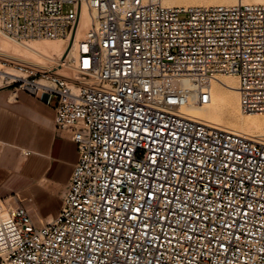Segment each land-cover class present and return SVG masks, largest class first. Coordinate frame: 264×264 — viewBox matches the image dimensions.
<instances>
[{
    "label": "built area",
    "instance_id": "2783aa9c",
    "mask_svg": "<svg viewBox=\"0 0 264 264\" xmlns=\"http://www.w3.org/2000/svg\"><path fill=\"white\" fill-rule=\"evenodd\" d=\"M0 33L72 41L69 72L3 58L0 90L51 105L79 153L56 217L0 213V264H264V144L182 113L219 76L264 113V4L0 0Z\"/></svg>",
    "mask_w": 264,
    "mask_h": 264
},
{
    "label": "crops",
    "instance_id": "0c3cea01",
    "mask_svg": "<svg viewBox=\"0 0 264 264\" xmlns=\"http://www.w3.org/2000/svg\"><path fill=\"white\" fill-rule=\"evenodd\" d=\"M54 108L24 92L0 90V204H24L40 224L56 217L79 153L57 130Z\"/></svg>",
    "mask_w": 264,
    "mask_h": 264
},
{
    "label": "bare ground",
    "instance_id": "6f19581e",
    "mask_svg": "<svg viewBox=\"0 0 264 264\" xmlns=\"http://www.w3.org/2000/svg\"><path fill=\"white\" fill-rule=\"evenodd\" d=\"M189 1L190 0H164L168 5L177 4L183 7L191 4ZM238 2L246 4H264V0H224L221 5H232ZM88 21L89 18L85 15L78 36L87 28ZM36 39H40V41H33L29 45L24 44L25 51L21 55H17L19 52L11 44L12 41L9 44L7 41L0 40V54L4 53L9 55V57L11 56L12 58H17L50 69L52 67H66L65 65H67L69 58L74 56L75 47H71L69 39ZM54 55L61 58L60 62L58 61V64L55 66H45V62L55 61ZM238 87V78L234 76H219L211 82V102L204 106L189 105L182 110V113L191 119L201 121L211 127L226 130L264 144V115L256 116L250 113L244 114L241 111ZM4 210L5 211L2 209V213L6 214L7 209L4 208Z\"/></svg>",
    "mask_w": 264,
    "mask_h": 264
},
{
    "label": "rangeland",
    "instance_id": "374dc122",
    "mask_svg": "<svg viewBox=\"0 0 264 264\" xmlns=\"http://www.w3.org/2000/svg\"><path fill=\"white\" fill-rule=\"evenodd\" d=\"M191 1V2H190ZM189 1V3H191V4H189L188 6H184V7H190V6H213V5H220L221 3H222V1H224V0H190ZM193 3V4H192ZM226 5H228V4H226ZM174 6H178L177 4H174ZM180 6V5H179ZM181 7H183V6H181ZM180 17L181 18H186V15L185 14H181L180 15ZM83 34V32L81 33V35ZM0 40H4V41H7V42H9V44H10V42H11V44L18 50V52L19 53H17V55H21L25 50V47H24V44L25 45H29V44H31L33 41L34 42H36V41H40V39H32V40H28V41H25V42H23V43H18V42H15V41H13V40H9V38L8 37H6V36H4L3 34H1L0 33ZM41 40H48V39H41ZM52 40H56V39H52ZM9 56V55H7V54H4V53H1L0 54V69H7V67L4 65V63H3V61H2V59L3 58H5L6 56ZM74 55H75V53H74ZM11 57V56H10ZM54 60L55 61H53V62H45L44 63V65L46 66L47 65V67H51V66H55V65H57L58 64V61L60 62V59L61 58H59L57 55H54ZM70 59V58H69ZM69 61V60H68ZM71 63L70 62H67V65H65L66 67H64V70L63 71H71ZM68 66V67H67ZM69 66H70V68H69ZM221 77V76H220ZM244 114H247V113H244ZM250 114H253V115H256V116H263L264 115V113H250ZM4 208L5 207H3L1 204H0V212L2 213V209H3V211H5L4 210Z\"/></svg>",
    "mask_w": 264,
    "mask_h": 264
},
{
    "label": "water",
    "instance_id": "95a60500",
    "mask_svg": "<svg viewBox=\"0 0 264 264\" xmlns=\"http://www.w3.org/2000/svg\"><path fill=\"white\" fill-rule=\"evenodd\" d=\"M71 45H72V41H71Z\"/></svg>",
    "mask_w": 264,
    "mask_h": 264
}]
</instances>
